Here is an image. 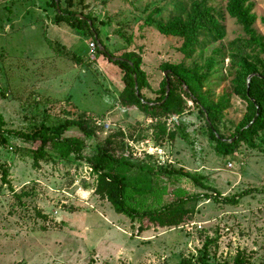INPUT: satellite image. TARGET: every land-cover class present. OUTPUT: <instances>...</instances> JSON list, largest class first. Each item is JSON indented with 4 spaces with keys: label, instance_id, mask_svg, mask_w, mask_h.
Instances as JSON below:
<instances>
[{
    "label": "rangeland",
    "instance_id": "obj_1",
    "mask_svg": "<svg viewBox=\"0 0 264 264\" xmlns=\"http://www.w3.org/2000/svg\"><path fill=\"white\" fill-rule=\"evenodd\" d=\"M200 1L218 13L223 35L211 40L202 36V46L189 60L178 51L180 39L144 26L149 16L162 21L175 16L183 19L191 3ZM228 1L85 0L86 6L79 9L95 20L109 52L117 57L140 55L141 69L151 88L149 95L164 78L165 63L192 68L195 62L204 72L206 61L213 58V65L204 72L203 89L214 103H222L219 131L229 138L236 136L251 111L239 91L240 64L250 60L242 59L232 46L246 37L227 13ZM60 5L65 6L64 0ZM244 5L250 7L253 29L264 42V0H245ZM53 17L49 0H0V90L4 94L0 96V114L7 127L25 129L34 119L42 118L47 105L35 107L30 100L38 95L61 101L55 109L50 108L49 115L45 113L48 121L56 119L69 99L90 118L102 122V133L85 141L83 157L92 155L109 129L134 131L135 137L148 134L149 118L119 102V69L95 51L90 54L92 41L88 36L63 24L55 25ZM56 44L83 61L71 60L56 50ZM185 102L187 111L169 126L171 131L177 127L181 132L172 144H163L174 161L171 166L203 177L223 196L252 188L264 190V130L253 138L257 148L242 144L233 157L223 158L214 152L193 104L188 99ZM66 135L78 132L71 129ZM146 139L152 140L127 137L123 156L142 165L138 162L142 158L131 155L128 143L143 149L147 145L140 144ZM8 140L10 146H27L17 139ZM50 154L52 162L34 169L23 153L15 154L11 147L0 145V165L7 169L11 186L2 183L0 170V264H172L198 257L207 239L214 241L207 249L212 262L230 261L238 252L250 256L254 264L264 260V194L252 193L237 206L205 199L188 202L189 218L178 227L139 230L138 222L116 213L109 203L91 193L96 175L85 161L73 155L62 160ZM75 177L79 184L74 185ZM128 178L132 186L148 189L151 185L147 196L128 194L127 203L139 212L204 193L185 178L156 170L145 176L133 169ZM83 181L88 188L82 186Z\"/></svg>",
    "mask_w": 264,
    "mask_h": 264
},
{
    "label": "trees",
    "instance_id": "obj_2",
    "mask_svg": "<svg viewBox=\"0 0 264 264\" xmlns=\"http://www.w3.org/2000/svg\"><path fill=\"white\" fill-rule=\"evenodd\" d=\"M49 1L54 10L53 23L55 25L63 24L83 36H88L95 45L96 55L104 57L119 69L122 83V90L118 97L120 104L126 109H135L144 118L155 121L148 125V134L139 133L137 137L133 135L134 131L125 133L120 129H109L104 137L96 143L92 155L83 157L85 141L95 138L97 133H102V129L96 127L92 118L86 112L78 109L69 99V101L66 100L64 107H61L56 113V119L48 121L45 113L49 115L50 108L55 109L54 107L60 105L61 101L32 95L30 100L35 107L40 104L47 105L43 110L42 118L34 119L25 129H12L7 127L4 117L0 114L1 146L11 147L15 154L23 153L31 160V166L34 169H38L40 164L52 162L53 158L50 153L62 160L73 155L77 160L85 161L96 175V184L91 188V193L100 200L109 203L116 213L123 214L132 222H138L139 230L178 227L189 218L190 210L185 207L188 202L205 199L212 200L217 204L237 206L242 198L250 196L252 193L264 194V190L252 188L237 194L223 196L208 186L203 177L192 175L182 168L158 167L152 158L147 157L138 161L142 165H136L132 160L123 156L127 137L140 140L148 137L155 144L162 146L167 142L172 144L176 135L181 131L177 127H174L175 129L172 131L168 130L165 127V118L183 116L188 109L185 99L193 104L198 116L203 120L205 135L212 143L213 150L217 155L223 158L233 157L242 144L252 149L257 148V145L253 143V138L258 132L264 130V42L253 29L254 17L250 14V7L244 5L245 0H229L226 11L240 26L246 37L245 40L235 41L232 46L242 59L249 58L250 60V62L244 61L240 64L241 90L239 91L247 101L251 113L237 129L236 136L229 138H225L219 131V124L223 116L222 103H214L203 89L206 80L204 72L213 65V58L206 61L204 72H202L203 68L195 62L192 68H186L182 63H165L163 70L166 71V76L160 82L158 89L150 92L149 95L151 88L147 83V76L141 69L140 55L125 53L117 57L109 52L99 37L95 20L81 11L86 6L85 0H64L65 6L60 5V0H57V4L55 0ZM179 12L182 13V11H177L178 14H180ZM77 15H81L85 19H81ZM144 26L163 36L180 39L181 46L178 51L186 60L191 59L193 53L202 46V36L211 40L214 37L220 39L223 35L220 16L205 1L192 2L183 19L175 16L162 21L149 16L145 19ZM56 50L63 52L76 63L83 61L61 45L56 44ZM111 57L122 60L112 61ZM249 76L250 78L246 80ZM165 78L168 80L167 93ZM236 83L239 87V80ZM0 96H4L1 90ZM71 129H75L78 135H66ZM9 138L17 139L27 146H10ZM133 169L145 176H151L156 170L164 175L185 178L202 189L204 193L178 199L159 209L139 212L127 203L128 194L147 196L151 192V185L148 189L132 186L128 172ZM0 170L2 183L11 189L10 183L6 179L7 169L0 165ZM82 186L89 187L84 181ZM17 198L20 199L21 195H18ZM213 244V240L207 239L199 251L201 253L198 257L195 259L183 258L172 264H254L250 256L241 252H238L230 261L212 262L207 254V249ZM258 264H264V260Z\"/></svg>",
    "mask_w": 264,
    "mask_h": 264
},
{
    "label": "built area",
    "instance_id": "obj_3",
    "mask_svg": "<svg viewBox=\"0 0 264 264\" xmlns=\"http://www.w3.org/2000/svg\"><path fill=\"white\" fill-rule=\"evenodd\" d=\"M89 46H90V54H91L92 51H94V49H95V45L92 42ZM176 120H177L176 116H169V117L165 118V127L169 130L170 129L169 126L172 123H174ZM92 121L96 127L101 128L102 122H100L99 120L97 121L96 119H92ZM153 121H155V120L154 119H148V123H152ZM107 130H108V126H106L104 128V132H106ZM128 145L131 148L129 151L133 157L152 158L154 160V163L158 167L171 166L174 164V161H172L169 158V155H167L166 151L164 150V148H163L164 146L157 145L152 140L146 139L143 143H141L140 146L147 145V147L143 148V149L137 148V146H135L133 144V142L128 143ZM127 149H128V146H126V150ZM75 178H76V180H75L74 185L79 184V182H80L79 179L77 177H75Z\"/></svg>",
    "mask_w": 264,
    "mask_h": 264
},
{
    "label": "water",
    "instance_id": "obj_4",
    "mask_svg": "<svg viewBox=\"0 0 264 264\" xmlns=\"http://www.w3.org/2000/svg\"><path fill=\"white\" fill-rule=\"evenodd\" d=\"M55 2H56V4H57V0H55ZM79 18H81V19H85L83 16H81V15H77ZM101 50H102V48H101ZM111 59H112V61H115V60H122V59H119V58H114V57H111ZM164 76H166V72H165V74H164ZM249 78H250V76H249ZM248 78V79H249ZM165 81H166V93L168 92V80H167V78H165ZM136 94H137V92H136Z\"/></svg>",
    "mask_w": 264,
    "mask_h": 264
}]
</instances>
